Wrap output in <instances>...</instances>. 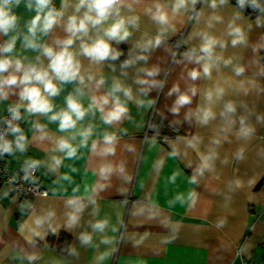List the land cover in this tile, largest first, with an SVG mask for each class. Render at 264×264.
<instances>
[{"label":"clouds","instance_id":"1","mask_svg":"<svg viewBox=\"0 0 264 264\" xmlns=\"http://www.w3.org/2000/svg\"><path fill=\"white\" fill-rule=\"evenodd\" d=\"M161 94L170 101L163 108ZM132 107L158 118L147 124L151 144L167 122L175 133L163 138L168 156L186 161L189 185L221 198V213L245 190L256 199L251 189L264 169V0H0V161L23 158L10 183L35 185L38 170L55 174L82 150L97 161L94 183L65 192L59 205L18 203L26 219L18 221V239L0 249L8 264L45 262L50 235L61 231L75 243L60 249L59 264L79 261L81 250L103 264L118 251L125 225L101 217L98 198L113 178L133 182L124 154L134 160L137 145L125 141L123 127L133 121ZM214 183L223 188H209ZM37 192L48 200L47 191ZM199 199L193 187L175 202L187 210ZM132 214L151 221L160 213L149 201ZM183 223L161 220L171 232L163 240H175ZM228 223L218 214L211 227L223 231Z\"/></svg>","mask_w":264,"mask_h":264},{"label":"crops","instance_id":"2","mask_svg":"<svg viewBox=\"0 0 264 264\" xmlns=\"http://www.w3.org/2000/svg\"><path fill=\"white\" fill-rule=\"evenodd\" d=\"M160 54L162 53H157ZM166 103L170 101L161 94L158 106L163 108ZM131 114L133 121L126 122L123 127L127 129L125 141L135 142L137 145L134 160L131 154H124L129 161L128 170L134 177L133 182L122 184L113 178L112 187L101 192L98 198L100 216H109L113 224L117 223L119 217L125 225L116 233L118 238L123 237L118 244V251L103 264H239L242 258L259 259L264 253L261 247V241L264 239V169L257 170L256 183L251 189V192L256 194V199L248 200V190H245L234 198L229 213H221V198L203 186L189 185L188 177L191 171L184 167L186 161L168 156L171 149L163 143V138L165 135L174 137L175 133L167 129V122L157 137V143L151 144L150 137L154 133L148 130L147 124L159 123L158 118L154 120L151 112H138L135 107H132ZM29 154L36 158H42L44 155L36 148H31ZM22 161V157L19 160L6 157L4 164L9 172L13 173L19 170ZM96 166L97 161L89 157L86 150H82L80 158L65 160L55 174L47 173L44 169L35 173L37 182L49 193L47 201H41L39 195L0 198V237L4 238L0 249L7 242L18 239V221L26 219V214L21 215L18 203L32 199L38 203L51 202L59 205V197L65 192L71 194L72 188L77 186L83 192L86 186L94 183L96 178L93 176V169ZM63 174H67L70 180L60 179ZM230 174V169L225 170V176ZM173 175L175 180L172 179ZM120 187L127 190L125 194L117 192ZM193 187L199 193L200 199L195 208L186 210L179 202H175V197L186 195ZM209 188L221 189L223 184L214 183L209 185ZM52 192L56 193L55 197ZM149 201L158 205L160 214L156 219L148 221L144 216L132 214L134 207ZM218 214L228 215L229 223L223 231L211 227V221ZM181 218L184 223L177 238L170 242L164 241L163 238L171 235V232L169 228L163 227L160 221ZM196 225L203 227L197 228ZM5 229L8 231L5 232ZM145 231L151 235L140 244H135ZM63 234L70 237V243H75L71 233L66 231H61L58 236L50 235L51 248L43 250L45 262L40 264H59V260L64 259L55 245ZM103 250L104 246H101L100 251ZM92 255L91 250H81L79 261H74L73 264H91ZM0 261L8 264L2 256ZM11 264H19V261H12Z\"/></svg>","mask_w":264,"mask_h":264},{"label":"built area","instance_id":"3","mask_svg":"<svg viewBox=\"0 0 264 264\" xmlns=\"http://www.w3.org/2000/svg\"><path fill=\"white\" fill-rule=\"evenodd\" d=\"M6 114L7 113H5L4 115ZM18 171L19 170L13 173L9 172L8 168L4 164V161H0V198L9 196H36L39 195L37 192L38 188L41 191H47L38 182L33 185L18 178L16 181L10 183L12 176ZM261 247L262 251H264V239H262L261 241ZM239 264H264V253H262V256L257 260L242 258Z\"/></svg>","mask_w":264,"mask_h":264},{"label":"trees","instance_id":"4","mask_svg":"<svg viewBox=\"0 0 264 264\" xmlns=\"http://www.w3.org/2000/svg\"><path fill=\"white\" fill-rule=\"evenodd\" d=\"M70 243V237L68 235H60L59 240L56 242V247L61 249L62 247H66Z\"/></svg>","mask_w":264,"mask_h":264}]
</instances>
